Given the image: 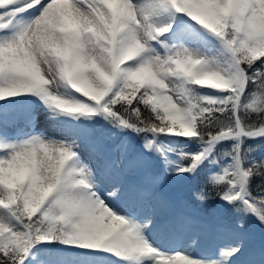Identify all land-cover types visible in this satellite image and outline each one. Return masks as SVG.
<instances>
[{"label": "snow or ice", "instance_id": "6c2138e0", "mask_svg": "<svg viewBox=\"0 0 264 264\" xmlns=\"http://www.w3.org/2000/svg\"><path fill=\"white\" fill-rule=\"evenodd\" d=\"M0 264H264V0H0Z\"/></svg>", "mask_w": 264, "mask_h": 264}, {"label": "rangeland", "instance_id": "374dc122", "mask_svg": "<svg viewBox=\"0 0 264 264\" xmlns=\"http://www.w3.org/2000/svg\"><path fill=\"white\" fill-rule=\"evenodd\" d=\"M40 121H41V124H42L43 126L47 127V123H46V120H45V117H44V116H41V117H40ZM253 235H254V234H253ZM254 242H257V243H258L257 238H256L255 235H254Z\"/></svg>", "mask_w": 264, "mask_h": 264}, {"label": "trees", "instance_id": "16d2710c", "mask_svg": "<svg viewBox=\"0 0 264 264\" xmlns=\"http://www.w3.org/2000/svg\"><path fill=\"white\" fill-rule=\"evenodd\" d=\"M257 183H259L260 181H259V179L256 181ZM257 229V231H258V234H259V236H260V238H261V229L258 227V226H256V225H253L252 226V229Z\"/></svg>", "mask_w": 264, "mask_h": 264}]
</instances>
